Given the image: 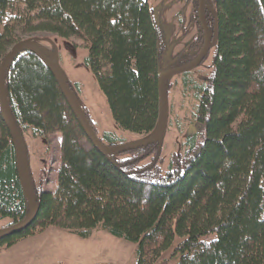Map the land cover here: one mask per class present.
I'll return each instance as SVG.
<instances>
[{"label":"trees","instance_id":"trees-1","mask_svg":"<svg viewBox=\"0 0 264 264\" xmlns=\"http://www.w3.org/2000/svg\"><path fill=\"white\" fill-rule=\"evenodd\" d=\"M199 3L185 0L182 12L191 5L198 21ZM205 17L215 49L213 71L188 85L199 131L186 139L184 155H174L165 173L163 139L139 150L103 154L46 63L28 49L15 57L5 81L29 163L26 133L33 139L60 133L61 166L56 188L44 192L33 187L30 164L37 214L1 237L0 251L52 227L83 240L102 229L137 244V264H167L160 262L162 256L177 240L171 255L179 258L177 264H264V0H215L214 5L205 0ZM44 32L85 43L84 65L116 125L142 140L151 138L159 123L160 74L195 61L180 55L164 68L169 47L150 0H0V68L26 41L23 36ZM99 139L111 147L125 144L112 132ZM123 154L128 157L119 158ZM30 212L0 99V222L10 219L4 230L15 228Z\"/></svg>","mask_w":264,"mask_h":264},{"label":"rangeland","instance_id":"rangeland-1","mask_svg":"<svg viewBox=\"0 0 264 264\" xmlns=\"http://www.w3.org/2000/svg\"><path fill=\"white\" fill-rule=\"evenodd\" d=\"M184 2L185 0H150L154 22L162 29L163 40L169 47L165 54L164 68L177 63L180 55L192 61L203 42L199 26L194 19L191 23L193 10L190 5L184 12L185 27L189 30V35L182 36L178 17ZM208 2L214 5L215 0ZM208 21L210 23V17ZM22 39L33 41L62 70L78 95L82 107L89 111L100 138L104 132H112L123 138L126 144L138 143L144 139V136L121 130L116 125L95 76L84 65L88 49L83 41L75 38L63 39L45 32L26 35ZM214 53L215 49L211 48L202 63L187 75L176 76L167 82L168 124L162 137L161 165L164 173L167 172L174 155H184L186 139L199 131L194 119L197 103L188 85L191 81L202 82L211 76ZM235 127L233 125L230 130ZM24 141L33 173V187L44 192L53 191L58 184L61 166L62 135L55 133L49 139H33L26 133ZM127 157L123 154L119 158ZM10 223V219L1 221L0 232L9 227ZM178 242L177 240L174 247L162 256L160 262H179V258H171ZM137 247V244L116 238L102 229H98L92 238L83 240L52 227L39 238L22 242L0 264H137Z\"/></svg>","mask_w":264,"mask_h":264},{"label":"water","instance_id":"water-1","mask_svg":"<svg viewBox=\"0 0 264 264\" xmlns=\"http://www.w3.org/2000/svg\"><path fill=\"white\" fill-rule=\"evenodd\" d=\"M199 15H200V19L202 21V24L204 26L205 33H206V45L204 49L202 50L198 58L193 63L185 67L165 71L160 74V77H159L160 117H159L158 126L156 128L155 134L151 138L142 140L141 142L134 143V144L125 143V144L111 147V146L105 145L104 143L100 141L99 137L94 132L90 122L88 121L78 97L75 95L74 91L69 85V82L66 79L65 75L63 74L62 70L52 61H50L48 57L46 56V54L42 52L36 44L30 41H23L17 46H15L10 51V53L8 54L7 58L5 59L4 63L2 64L0 68L1 111H2L3 118L6 122V125L9 129V132L11 134L12 141L16 148V153H17V158H18V163H19V168H20V173H21V179L25 187V190L28 194L30 203H31V212L28 218L19 226L1 231L0 238L5 235L19 231L20 229L25 227L27 224H29L37 214V202L35 200L34 194L30 186V181H29L30 163L28 160V156H27L24 144H23L22 137L20 135V131L11 114V107H10V102H9V98L7 94L6 81H5L6 72L10 64L12 63V61L15 59V57L22 50L28 49L34 52L35 54H37L46 63L48 68L53 72L56 79L58 80L63 93L65 94L68 102L70 103L80 123L82 124L84 131L87 134L88 138L94 143V145L99 151H101L103 154L107 156L115 155V154H118L119 152H124V151H135V150L146 148V147H149L155 144L157 141L161 140L164 135V132L168 124V107H167V94H166L167 82L170 79L176 76L182 75L184 73L190 72L195 67H197L200 63H202V61L204 60V58L206 57V55L212 48L211 33H210V30L205 20V0H200Z\"/></svg>","mask_w":264,"mask_h":264},{"label":"flooded vegetation","instance_id":"flooded-vegetation-1","mask_svg":"<svg viewBox=\"0 0 264 264\" xmlns=\"http://www.w3.org/2000/svg\"><path fill=\"white\" fill-rule=\"evenodd\" d=\"M191 6V5H190ZM187 8L189 7V5L188 6H186ZM186 7H185V9H186ZM191 8H192V10H193V7L191 6ZM185 9L183 10V12H182V17H183V22H184V25H183V28H184V30H182V29H180V25H179V29H180V31L182 32V36L183 37H186L187 35H189V30H187L186 29V27H185V18H184V12H185ZM198 14H199V9H198ZM193 15H194V11H193ZM192 15V18H191V23L193 22V19H194V22H196L197 23V25L199 26V28H200V30H201V33L203 34L204 33V35H203V38L204 37H206V33H205V29H204V26H203V24H202V21H201V19H200V15H199V19H198V21H199V23H198V21L194 18V16ZM205 20H206V17H205ZM206 23H207V21H206ZM208 25V24H207ZM208 28H209V26H208ZM184 31V32H183ZM211 33V32H210ZM212 38V37H211ZM205 45H206V41H205V43H204V41L202 42V45H201V47H200V51H199V53L197 54V56L194 58L195 60L198 58V56L200 55V53L202 52V50L204 49V47H205ZM193 59V60H194Z\"/></svg>","mask_w":264,"mask_h":264},{"label":"crops","instance_id":"crops-1","mask_svg":"<svg viewBox=\"0 0 264 264\" xmlns=\"http://www.w3.org/2000/svg\"><path fill=\"white\" fill-rule=\"evenodd\" d=\"M48 230H49V229H48ZM48 230H46L44 233H42V234H40V235H38V236H35V237H32V238H29V239H32V240H33V239H37V238H39L41 235H44ZM26 240H27V239H26ZM24 241H25V240H24ZM24 241H22V242H24ZM22 242L18 243L17 245L13 246V247L10 248V249L0 251V263H1V261L6 260V259L9 257V255L12 254L11 251H12L15 247L19 246Z\"/></svg>","mask_w":264,"mask_h":264}]
</instances>
